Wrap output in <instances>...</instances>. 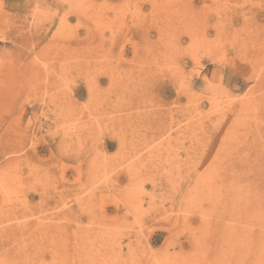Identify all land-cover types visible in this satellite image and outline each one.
Masks as SVG:
<instances>
[{
    "label": "rangeland",
    "instance_id": "rangeland-1",
    "mask_svg": "<svg viewBox=\"0 0 264 264\" xmlns=\"http://www.w3.org/2000/svg\"><path fill=\"white\" fill-rule=\"evenodd\" d=\"M0 264H264V0H0Z\"/></svg>",
    "mask_w": 264,
    "mask_h": 264
}]
</instances>
